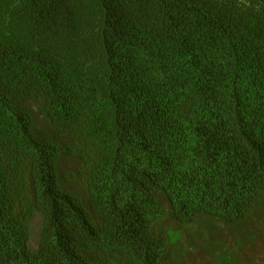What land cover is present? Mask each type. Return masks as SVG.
I'll return each mask as SVG.
<instances>
[{"label":"trees","instance_id":"trees-1","mask_svg":"<svg viewBox=\"0 0 264 264\" xmlns=\"http://www.w3.org/2000/svg\"><path fill=\"white\" fill-rule=\"evenodd\" d=\"M263 191L264 0H0V264H171L158 193L234 224Z\"/></svg>","mask_w":264,"mask_h":264},{"label":"rangeland","instance_id":"rangeland-1","mask_svg":"<svg viewBox=\"0 0 264 264\" xmlns=\"http://www.w3.org/2000/svg\"><path fill=\"white\" fill-rule=\"evenodd\" d=\"M43 123L36 118L40 129H43ZM79 165L78 159L61 161L62 184L87 201L77 177ZM157 196L166 212L153 223L152 233L168 237L171 264H264V191L249 215L234 224L205 215H200L193 223H182L171 215L165 196L162 193ZM40 228L38 215L31 222L30 247L33 250L37 248Z\"/></svg>","mask_w":264,"mask_h":264}]
</instances>
